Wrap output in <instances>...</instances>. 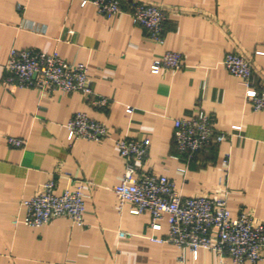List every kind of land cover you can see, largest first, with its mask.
Masks as SVG:
<instances>
[{
	"label": "crops",
	"instance_id": "crops-1",
	"mask_svg": "<svg viewBox=\"0 0 264 264\" xmlns=\"http://www.w3.org/2000/svg\"><path fill=\"white\" fill-rule=\"evenodd\" d=\"M137 1L166 11L163 45L129 15L107 18L79 0H0V264H217L213 251L194 256L155 242L167 235L166 222L153 230L148 212L134 215L129 203L119 209L113 187L124 173L115 145L122 137L150 140L138 175H164L183 196L215 197L226 183L231 217L264 221V111H253L240 79L222 64L227 53H238L251 63L254 85L264 83V0ZM12 48L85 65L96 96L3 86ZM166 51L180 53L183 68L151 73ZM97 96L111 104L93 105ZM196 109L213 115L214 131L227 136L186 163L175 149L174 121ZM77 112L104 123L109 136L69 141L66 123ZM8 137L22 139L23 147H11ZM51 178L57 195L87 194L82 226L67 217L41 227L22 221V202ZM119 231L130 236L120 239Z\"/></svg>",
	"mask_w": 264,
	"mask_h": 264
},
{
	"label": "built area",
	"instance_id": "built-area-1",
	"mask_svg": "<svg viewBox=\"0 0 264 264\" xmlns=\"http://www.w3.org/2000/svg\"><path fill=\"white\" fill-rule=\"evenodd\" d=\"M79 1L82 6L94 5L97 13L107 18L127 14L134 24L145 30L153 42L159 45L165 42L168 17L166 11L158 5L137 0ZM18 9L24 7L19 4ZM222 64L229 74L240 79L245 87V98L251 103L253 111H264V83L254 85L251 63L242 55L231 52L224 56ZM182 68L183 56L178 52L166 51L151 65L150 71L159 74L163 70L177 72ZM1 84L10 88L35 89L45 95L60 91L64 94L78 92L86 99L96 96L85 65H72L55 52L46 53L36 49L12 48L4 66ZM91 103L98 107H108L111 101L97 96ZM127 111L132 112L129 108ZM213 122V115L200 109L174 121L175 149L186 163L198 153L226 139V133L214 131ZM66 128L69 141L83 139L99 142L109 136L108 127L104 123L89 118L84 112L73 114ZM240 129L237 125L232 127L234 131ZM7 142L11 147H23L22 139L8 137ZM115 145L124 161L121 182L113 187L119 209L122 210L129 203L130 213L134 215L148 212L151 219L149 226L153 230H159L160 223L166 222L167 235L153 239L155 242L188 248L194 256L201 248L213 251L217 256V264H227V260L234 264L264 261V221L254 222L246 213L231 217L226 183L221 185V192L215 197L183 196L176 191L174 181L164 175L137 174L136 163L149 150L148 137H122L115 141ZM223 163L228 166V159H224ZM55 185V179H49L34 197L22 202L25 209L22 221L26 225L41 227L56 217H67L78 226L84 224L87 194L77 189L65 190L57 195L54 193ZM129 236L124 231L118 232L120 239Z\"/></svg>",
	"mask_w": 264,
	"mask_h": 264
}]
</instances>
